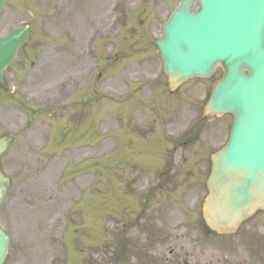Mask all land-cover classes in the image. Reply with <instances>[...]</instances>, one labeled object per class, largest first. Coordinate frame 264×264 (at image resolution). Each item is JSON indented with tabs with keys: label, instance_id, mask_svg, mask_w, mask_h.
I'll list each match as a JSON object with an SVG mask.
<instances>
[{
	"label": "rangeland",
	"instance_id": "obj_1",
	"mask_svg": "<svg viewBox=\"0 0 264 264\" xmlns=\"http://www.w3.org/2000/svg\"><path fill=\"white\" fill-rule=\"evenodd\" d=\"M178 3L7 0L0 34L29 24L31 37L5 74L7 90L0 87V136L14 138L0 162L13 182L0 207L11 238L4 264H87L94 250L98 264H110L125 213L159 178L157 163L158 171L170 166L173 131L201 122L222 76L169 92L155 42ZM231 123L209 121L210 140L191 144L188 155L178 150L173 170L196 172L203 161L207 171ZM178 177L177 186L197 183L196 175ZM251 255L264 264L262 213L233 237L210 236V264H251Z\"/></svg>",
	"mask_w": 264,
	"mask_h": 264
},
{
	"label": "water",
	"instance_id": "obj_2",
	"mask_svg": "<svg viewBox=\"0 0 264 264\" xmlns=\"http://www.w3.org/2000/svg\"><path fill=\"white\" fill-rule=\"evenodd\" d=\"M194 1L181 0L156 44L171 91L187 80L212 77L218 67L223 70L203 119L230 114L234 123L226 146L211 156L204 219L210 230L232 235L258 211L264 212V0H197L200 10L193 14ZM5 3L0 0V14ZM29 36L28 27L0 36L1 85L4 71L15 65ZM11 142L0 137V158ZM10 187L0 170V205ZM9 245L0 229V264Z\"/></svg>",
	"mask_w": 264,
	"mask_h": 264
},
{
	"label": "flooded vegetation",
	"instance_id": "obj_3",
	"mask_svg": "<svg viewBox=\"0 0 264 264\" xmlns=\"http://www.w3.org/2000/svg\"><path fill=\"white\" fill-rule=\"evenodd\" d=\"M178 131H173L177 138L169 168L157 171L155 176L159 178L151 186L143 187L141 202L126 214L122 222L120 244L110 242L108 249L111 246V251L106 254L111 256L110 264H119L120 261L123 264H210L212 234L203 219V202L208 190L201 181L208 175L210 167L207 164L209 168L204 171L202 161V170L196 172L173 170L175 153L181 150L183 155H188L191 144L209 134L202 124ZM202 151L204 156L206 149L202 148ZM182 174L196 175L197 183L177 186V178ZM98 256L99 251L94 250L93 258L87 264H98ZM257 256H250L251 264H259Z\"/></svg>",
	"mask_w": 264,
	"mask_h": 264
}]
</instances>
